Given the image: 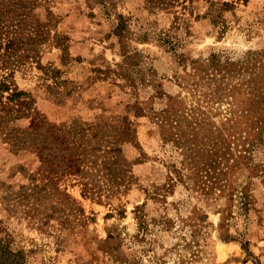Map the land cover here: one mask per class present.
<instances>
[{"label":"rangeland","instance_id":"rangeland-1","mask_svg":"<svg viewBox=\"0 0 264 264\" xmlns=\"http://www.w3.org/2000/svg\"><path fill=\"white\" fill-rule=\"evenodd\" d=\"M263 72L264 0H0V78L39 111L0 107V237L30 264H264Z\"/></svg>","mask_w":264,"mask_h":264},{"label":"trees","instance_id":"trees-1","mask_svg":"<svg viewBox=\"0 0 264 264\" xmlns=\"http://www.w3.org/2000/svg\"><path fill=\"white\" fill-rule=\"evenodd\" d=\"M247 1V0H245ZM224 4L233 5L232 2H224ZM45 25H41V28L36 34L30 33L29 40L37 39L45 42L46 40V30L44 31ZM35 37V38H33ZM10 44L13 43L14 39H9ZM33 42V41H32ZM31 42V43H32ZM34 47L30 44L26 49L24 57L29 59L34 55H31L30 50ZM37 53V50H36ZM36 55V54H35ZM38 55V54H37ZM264 73V72H263ZM7 76L0 78V107L6 110L9 114L11 111H17V116L30 115L32 111L36 114L32 118V124H34L36 118L39 116V111L31 110V104L29 99H26L27 92L25 90H19L17 87H13L12 83L7 82ZM260 79L264 80V76H254L252 79L256 83L260 82ZM251 81V82H253ZM261 86V85H260ZM259 93L249 100L250 108L245 110V116L254 121L255 125L264 126V89L261 87H255ZM8 92V94H6ZM257 113V114H256ZM88 182H85V185ZM14 240L8 237H0V264H30V255L22 248H16L13 245Z\"/></svg>","mask_w":264,"mask_h":264}]
</instances>
